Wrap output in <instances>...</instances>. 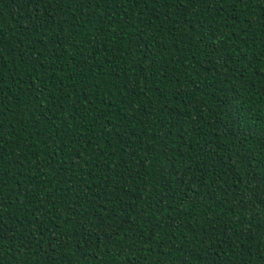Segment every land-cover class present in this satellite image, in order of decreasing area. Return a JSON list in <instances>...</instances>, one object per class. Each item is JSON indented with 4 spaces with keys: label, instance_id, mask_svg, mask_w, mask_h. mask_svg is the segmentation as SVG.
Segmentation results:
<instances>
[{
    "label": "trees",
    "instance_id": "trees-1",
    "mask_svg": "<svg viewBox=\"0 0 264 264\" xmlns=\"http://www.w3.org/2000/svg\"><path fill=\"white\" fill-rule=\"evenodd\" d=\"M0 264H264V0H0Z\"/></svg>",
    "mask_w": 264,
    "mask_h": 264
}]
</instances>
